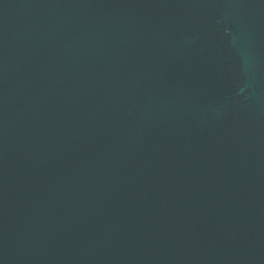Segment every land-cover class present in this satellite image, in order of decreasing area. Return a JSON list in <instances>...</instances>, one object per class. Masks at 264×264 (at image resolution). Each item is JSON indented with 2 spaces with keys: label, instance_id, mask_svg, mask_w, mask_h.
Wrapping results in <instances>:
<instances>
[{
  "label": "water",
  "instance_id": "water-1",
  "mask_svg": "<svg viewBox=\"0 0 264 264\" xmlns=\"http://www.w3.org/2000/svg\"><path fill=\"white\" fill-rule=\"evenodd\" d=\"M0 264H264V0H0Z\"/></svg>",
  "mask_w": 264,
  "mask_h": 264
}]
</instances>
